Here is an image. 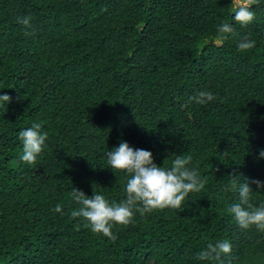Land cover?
<instances>
[{"label":"trees","instance_id":"obj_1","mask_svg":"<svg viewBox=\"0 0 264 264\" xmlns=\"http://www.w3.org/2000/svg\"><path fill=\"white\" fill-rule=\"evenodd\" d=\"M252 11L242 27L231 0H0V264H264V231L227 210L239 202L229 175L264 182V0ZM224 20L238 35L220 42ZM249 34L255 48L239 51ZM199 91L217 99L181 107ZM33 123L48 140L27 164L19 132ZM121 141L158 166L190 154L207 183L179 209L117 225L112 242L72 218L69 193L125 199L106 156ZM223 240L221 261L196 258Z\"/></svg>","mask_w":264,"mask_h":264},{"label":"clouds","instance_id":"obj_2","mask_svg":"<svg viewBox=\"0 0 264 264\" xmlns=\"http://www.w3.org/2000/svg\"><path fill=\"white\" fill-rule=\"evenodd\" d=\"M258 3L259 0H231L235 23L242 27L251 24L255 19L252 7ZM17 22L25 29L32 27L30 15L18 18ZM217 33L220 42L238 35L233 23L228 20L219 24ZM29 34L25 32V35ZM255 46L256 41L250 34L240 36L237 44L241 52L251 50ZM216 99L217 96L211 91H199L190 96L181 107L187 108L191 103L205 105ZM10 102L9 95H0V106ZM19 139L22 142L20 159L27 164H34L37 156L46 147L48 133L42 131V123H33L19 132ZM223 154L227 156L228 152L224 151ZM106 156L110 169L125 174V199L110 202L94 188L91 197L75 187H72L69 196L78 205L71 211L72 218H81L84 227L112 242L118 238L113 231L117 225L127 226L133 223L137 213L144 216L155 210L179 209L190 193L202 191L207 183V177L202 178L196 167H190L193 159L190 154H173L170 167H165L164 164L158 166L150 151L133 148L127 142L121 141L118 147L108 150ZM259 158L264 159V150H260ZM229 177L232 179L227 190L237 191L239 202L232 204L227 209L228 212L234 216L241 229L255 227L258 231H264V202L258 206L249 202L254 192L252 185H255L256 192H259L264 190V182L258 179H245L241 183L240 176L235 173ZM54 211L63 214L62 205L57 204ZM231 250L232 246L227 240L208 242L206 248L200 251L196 258L202 261H221V255L229 254Z\"/></svg>","mask_w":264,"mask_h":264},{"label":"water","instance_id":"obj_3","mask_svg":"<svg viewBox=\"0 0 264 264\" xmlns=\"http://www.w3.org/2000/svg\"><path fill=\"white\" fill-rule=\"evenodd\" d=\"M211 43H213V40L211 41Z\"/></svg>","mask_w":264,"mask_h":264}]
</instances>
